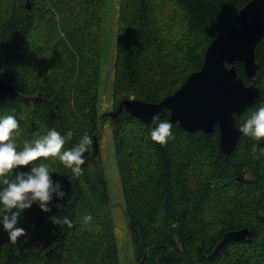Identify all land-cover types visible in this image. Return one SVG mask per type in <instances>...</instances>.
I'll list each match as a JSON object with an SVG mask.
<instances>
[{"label":"trees","instance_id":"obj_1","mask_svg":"<svg viewBox=\"0 0 264 264\" xmlns=\"http://www.w3.org/2000/svg\"><path fill=\"white\" fill-rule=\"evenodd\" d=\"M0 0V78L19 96L0 103V114L20 122L15 139L72 130L66 147L85 132L100 145L102 38L106 0ZM250 0H117L111 105L123 99L156 103L198 71L215 36L227 31ZM257 74L245 84L260 96L238 123L264 101V38L256 48ZM114 159L135 263L264 264V156L242 133L224 156L219 131L188 133L174 124L166 144L149 126L123 110L109 119ZM259 144L264 146V140ZM84 173L74 177L58 160L53 175L68 195L53 214L72 226L54 225L35 205L22 213L27 236L12 242L0 228V264H121L111 197L101 153H85ZM39 162V161H37ZM91 214L87 223L83 217ZM250 236L212 255L225 232Z\"/></svg>","mask_w":264,"mask_h":264},{"label":"water","instance_id":"obj_2","mask_svg":"<svg viewBox=\"0 0 264 264\" xmlns=\"http://www.w3.org/2000/svg\"><path fill=\"white\" fill-rule=\"evenodd\" d=\"M31 7V0L25 4ZM264 38V0H250L236 15L227 31L218 33L207 46L201 68L191 73L185 82L161 101L123 99L117 108L104 116L116 118L123 110L141 122L151 125L152 116L162 109H170L174 124L188 133L204 134L218 129V147L228 157L235 149L241 132L235 116L253 106L260 96L259 87L245 84L238 75L236 62L243 65L248 79L257 74L256 48ZM16 88L0 78V103L18 97ZM93 156L98 153L94 137ZM250 236L248 228L225 232L212 255L229 242H241ZM137 264H144V260Z\"/></svg>","mask_w":264,"mask_h":264},{"label":"clouds","instance_id":"obj_3","mask_svg":"<svg viewBox=\"0 0 264 264\" xmlns=\"http://www.w3.org/2000/svg\"><path fill=\"white\" fill-rule=\"evenodd\" d=\"M170 109H162L152 116L149 134L153 141L166 144L174 137V123L170 118ZM20 122L11 113L0 114V228L7 233L12 242L27 236V229L22 226V213L34 205L46 214L54 225L72 226L69 216L53 214V208H60L58 203L68 192L63 187L64 181L53 175L50 162L41 157L58 159L65 168L70 169L74 177L84 173L82 165L90 151L93 137L85 132L71 147H66L73 131L64 133L50 128L46 134L25 139L18 147L15 139ZM238 131L256 141L251 146V155L255 159L264 156V101L259 103L242 122L237 123ZM39 161V162H37ZM93 219L91 214L83 217L87 223Z\"/></svg>","mask_w":264,"mask_h":264},{"label":"rangeland","instance_id":"obj_4","mask_svg":"<svg viewBox=\"0 0 264 264\" xmlns=\"http://www.w3.org/2000/svg\"><path fill=\"white\" fill-rule=\"evenodd\" d=\"M116 5L117 0H106L104 13V33L102 38V64H101V105L100 115L106 117L99 123L100 145L98 153H101V165L110 192L112 218L115 227V235L121 264H136L133 258L131 239L128 225L122 208V194L118 181L117 166L114 159V146L108 116L112 111L111 94L113 81V66L115 60L116 42Z\"/></svg>","mask_w":264,"mask_h":264},{"label":"bare ground","instance_id":"obj_5","mask_svg":"<svg viewBox=\"0 0 264 264\" xmlns=\"http://www.w3.org/2000/svg\"><path fill=\"white\" fill-rule=\"evenodd\" d=\"M243 7H244V6H243ZM243 7H242V8H243ZM242 8H241V9H242ZM241 9H240V10H241ZM240 10H239V11H240ZM130 239H131V238H130Z\"/></svg>","mask_w":264,"mask_h":264}]
</instances>
